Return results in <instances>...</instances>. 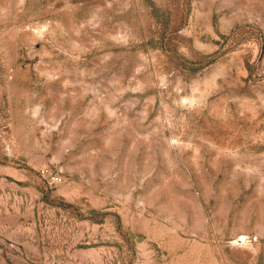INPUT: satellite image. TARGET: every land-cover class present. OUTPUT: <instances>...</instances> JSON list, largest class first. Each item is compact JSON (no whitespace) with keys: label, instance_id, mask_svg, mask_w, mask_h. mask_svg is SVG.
Wrapping results in <instances>:
<instances>
[{"label":"rangeland","instance_id":"rangeland-1","mask_svg":"<svg viewBox=\"0 0 264 264\" xmlns=\"http://www.w3.org/2000/svg\"><path fill=\"white\" fill-rule=\"evenodd\" d=\"M0 264H264V0H0Z\"/></svg>","mask_w":264,"mask_h":264}]
</instances>
